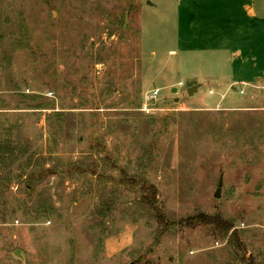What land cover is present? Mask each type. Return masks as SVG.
Instances as JSON below:
<instances>
[{"label": "rangeland", "instance_id": "obj_1", "mask_svg": "<svg viewBox=\"0 0 264 264\" xmlns=\"http://www.w3.org/2000/svg\"><path fill=\"white\" fill-rule=\"evenodd\" d=\"M148 1L0 0V264H264V89Z\"/></svg>", "mask_w": 264, "mask_h": 264}, {"label": "crops", "instance_id": "obj_2", "mask_svg": "<svg viewBox=\"0 0 264 264\" xmlns=\"http://www.w3.org/2000/svg\"><path fill=\"white\" fill-rule=\"evenodd\" d=\"M148 8L172 27L171 54L215 62L220 72L204 76L211 93L224 84L264 89V0H149Z\"/></svg>", "mask_w": 264, "mask_h": 264}, {"label": "trees", "instance_id": "obj_3", "mask_svg": "<svg viewBox=\"0 0 264 264\" xmlns=\"http://www.w3.org/2000/svg\"><path fill=\"white\" fill-rule=\"evenodd\" d=\"M143 190H145L146 192L149 193V199H148V204H150L151 206H155V202H156V189L153 185H144L143 186ZM158 218H161V215H158ZM191 226L192 225H198V224H208L211 226H217V227H222L224 230H226V232H228L229 230H231L232 228V224L228 223L224 220H222L219 216H208V215H204V214H199L194 216L192 219H190V223ZM234 237H236V239L238 240V235L237 232H233L232 234ZM250 264H253L252 262Z\"/></svg>", "mask_w": 264, "mask_h": 264}, {"label": "water", "instance_id": "obj_4", "mask_svg": "<svg viewBox=\"0 0 264 264\" xmlns=\"http://www.w3.org/2000/svg\"><path fill=\"white\" fill-rule=\"evenodd\" d=\"M220 196V189H218L217 193H216V197H219ZM129 264H138L136 262H131Z\"/></svg>", "mask_w": 264, "mask_h": 264}, {"label": "built area", "instance_id": "obj_5", "mask_svg": "<svg viewBox=\"0 0 264 264\" xmlns=\"http://www.w3.org/2000/svg\"><path fill=\"white\" fill-rule=\"evenodd\" d=\"M182 84V83H181ZM241 92H243V91H241ZM155 94H157V93H155ZM152 97H155L156 95H151Z\"/></svg>", "mask_w": 264, "mask_h": 264}]
</instances>
